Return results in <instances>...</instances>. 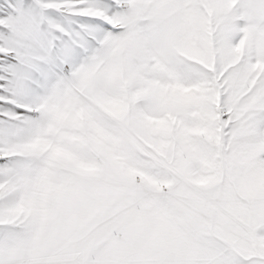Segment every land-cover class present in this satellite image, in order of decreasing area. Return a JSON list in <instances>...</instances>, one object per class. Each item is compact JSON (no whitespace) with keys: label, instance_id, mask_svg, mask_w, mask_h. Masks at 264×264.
<instances>
[{"label":"snow or ice","instance_id":"obj_1","mask_svg":"<svg viewBox=\"0 0 264 264\" xmlns=\"http://www.w3.org/2000/svg\"><path fill=\"white\" fill-rule=\"evenodd\" d=\"M0 264H264V0H0Z\"/></svg>","mask_w":264,"mask_h":264}]
</instances>
